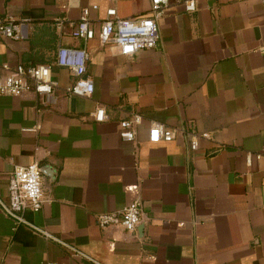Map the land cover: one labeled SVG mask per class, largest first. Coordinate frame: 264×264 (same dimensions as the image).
I'll use <instances>...</instances> for the list:
<instances>
[{
    "label": "crops",
    "instance_id": "crops-1",
    "mask_svg": "<svg viewBox=\"0 0 264 264\" xmlns=\"http://www.w3.org/2000/svg\"><path fill=\"white\" fill-rule=\"evenodd\" d=\"M170 0L152 50L124 56L99 38L71 36L97 5V32L114 7L124 19L150 15V0H0V79L14 67L51 65L58 88L0 95V264H264V6L261 0ZM62 47H86L89 96H69L76 77L57 66ZM102 105L104 122L91 113ZM140 114L135 141L120 122ZM173 141L150 137L154 124ZM208 133L197 151L190 135ZM38 163L46 197L24 217L4 212L16 167ZM141 201L135 232L100 229L97 215ZM81 253L77 255L73 249Z\"/></svg>",
    "mask_w": 264,
    "mask_h": 264
},
{
    "label": "built area",
    "instance_id": "built-area-1",
    "mask_svg": "<svg viewBox=\"0 0 264 264\" xmlns=\"http://www.w3.org/2000/svg\"><path fill=\"white\" fill-rule=\"evenodd\" d=\"M264 6V0H261ZM187 13L197 10L196 0H183ZM170 0H150V15L124 19L118 15L117 9H107L106 18L97 32L90 20L92 10H97V5L86 7L82 10L80 21L72 29L71 36L74 39L91 41L99 38L103 45L113 44L118 47L120 53L132 57L142 50H152L160 39V21L170 10ZM0 36L9 39H18L22 36L21 24L12 19L0 21ZM90 54L86 47H62L58 51L56 64L66 68L76 77L75 82L66 89L69 96H89L93 94L95 85L86 77ZM2 69L7 74L0 79V95L19 97L27 92H35L49 97L54 95L57 81L52 78L51 65L25 66L17 64L13 68L9 64H3ZM96 122H104L107 119V111L104 106L98 105L91 113ZM143 117L135 114L131 119L120 122V137L123 141L132 142L136 139L135 126L142 122ZM176 133L163 125L154 124L150 128V137L155 141L171 142ZM208 133H193L190 135L189 146L192 151H197L201 139H209ZM43 175L41 166L34 163L28 166H19L14 169L9 179V202H1L6 215L16 221V224H25L34 230L52 237L43 229L33 225L25 217L26 211L40 212L46 203V197L42 187ZM144 216L141 201H135L118 211L104 212L97 215V225L104 230L109 227H120L129 232H135ZM81 256V253L72 248Z\"/></svg>",
    "mask_w": 264,
    "mask_h": 264
}]
</instances>
